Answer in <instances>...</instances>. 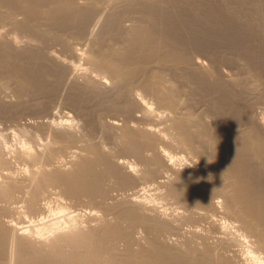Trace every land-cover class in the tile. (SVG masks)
Instances as JSON below:
<instances>
[{
    "label": "bare ground",
    "instance_id": "1",
    "mask_svg": "<svg viewBox=\"0 0 264 264\" xmlns=\"http://www.w3.org/2000/svg\"><path fill=\"white\" fill-rule=\"evenodd\" d=\"M140 1L0 0V118L18 141L0 132V264H264V112L223 124L194 101L188 84L237 74L172 41L162 11H126ZM31 52L66 74L67 113L13 110L9 81L44 83L8 69ZM186 157L197 166L176 168Z\"/></svg>",
    "mask_w": 264,
    "mask_h": 264
},
{
    "label": "rangeland",
    "instance_id": "2",
    "mask_svg": "<svg viewBox=\"0 0 264 264\" xmlns=\"http://www.w3.org/2000/svg\"><path fill=\"white\" fill-rule=\"evenodd\" d=\"M140 2V4H137V7L136 3L133 5L129 3L126 11H162L161 13L163 14L160 13V15L164 21L163 28L165 32L173 36L172 41L179 45L191 47L200 44L202 50L213 54L221 68L228 67L232 72L237 74L236 79L240 84L238 88L231 87L227 89L225 85L218 82H204L200 86L188 84V89L191 91V97L194 101H202L210 109L214 107V109L222 111V108L225 111V115L221 116V123L223 124H228L239 113H243L245 111L243 109H248L252 112H264V0H142ZM164 17H167L169 20L167 18L165 20ZM170 18H172L171 21ZM111 35H105V37L108 38ZM31 53L36 57H30L29 53H27L28 56L25 53H20V56L17 54L19 58L18 56H14L13 59L17 60H12L11 66L8 69H14L16 66L23 67L26 69L25 71H28V75L31 78L34 77V80L35 77L43 78L44 83L42 85L44 87L42 86L35 90V87L27 86L19 90L20 95H16L13 91V86H16L14 79L9 81L11 90H7V93L9 94L10 101H15L13 102L15 103V109L13 110H21L23 108V116L27 117L30 121L39 120L37 117L45 116L49 109L52 112H57L58 115L67 113L68 110L63 106H59L60 104L58 103V100H60V94L58 95V93L62 90L61 83L66 74L62 76L61 72L63 69L61 67L43 63L40 57H38L42 55L41 52ZM20 57L23 58L21 59ZM77 69L78 73H83L82 66H79ZM53 70L57 72L54 71V75L59 73L58 77H47L48 74H53ZM54 78L55 80H53ZM39 90L42 91L40 92ZM243 90L248 92L245 93ZM194 92L201 93L202 95ZM249 92L251 95L248 94ZM21 105H25L26 107ZM89 107L93 110L97 105L93 103ZM43 110L44 112H42ZM0 119H2L0 120V132L2 134L5 133L6 137H8V141L10 142H8V146L17 147V137L12 133L15 120L9 116ZM76 123L78 133L87 134L85 127L83 126L84 128H82V123ZM88 134L85 137L88 141L91 140V143L97 142L100 137L99 133H94L91 136H88ZM94 138L98 139L95 140ZM2 140L0 138V142ZM110 145L106 146V149L114 151L119 156H125L129 153L121 143L114 144V146ZM178 150L176 147H172V154H176ZM179 155H184V153L177 156ZM190 161L186 157L184 159H176L174 164L176 168L181 170L197 166L195 165V161ZM63 163H66V160L59 161V165ZM13 167L16 172H20L22 169V166L17 163ZM168 212L173 211L168 210Z\"/></svg>",
    "mask_w": 264,
    "mask_h": 264
}]
</instances>
